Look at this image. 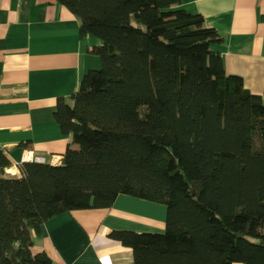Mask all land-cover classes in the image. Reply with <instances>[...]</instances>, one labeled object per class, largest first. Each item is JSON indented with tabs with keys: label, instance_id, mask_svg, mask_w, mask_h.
Masks as SVG:
<instances>
[{
	"label": "trees",
	"instance_id": "1",
	"mask_svg": "<svg viewBox=\"0 0 264 264\" xmlns=\"http://www.w3.org/2000/svg\"><path fill=\"white\" fill-rule=\"evenodd\" d=\"M101 67L54 119L62 162L0 149V264H54L33 251L48 220L109 209L119 195L166 209L162 233L112 231L132 264H264V102L226 75L221 40L180 0H54Z\"/></svg>",
	"mask_w": 264,
	"mask_h": 264
},
{
	"label": "crops",
	"instance_id": "2",
	"mask_svg": "<svg viewBox=\"0 0 264 264\" xmlns=\"http://www.w3.org/2000/svg\"><path fill=\"white\" fill-rule=\"evenodd\" d=\"M177 9L198 14L221 40L212 48L226 75L264 102V0H180ZM97 38L79 36V21L54 0H0V149L18 164L40 158L59 165L71 145L54 119L57 100H68L83 75L101 67L89 49ZM27 158V159H26ZM166 209L119 195L109 209L60 214L41 226L33 251L54 264H132V251L112 231L162 233Z\"/></svg>",
	"mask_w": 264,
	"mask_h": 264
},
{
	"label": "built area",
	"instance_id": "3",
	"mask_svg": "<svg viewBox=\"0 0 264 264\" xmlns=\"http://www.w3.org/2000/svg\"><path fill=\"white\" fill-rule=\"evenodd\" d=\"M29 162H35V163H44L45 161L40 158H29L27 159Z\"/></svg>",
	"mask_w": 264,
	"mask_h": 264
},
{
	"label": "bare ground",
	"instance_id": "4",
	"mask_svg": "<svg viewBox=\"0 0 264 264\" xmlns=\"http://www.w3.org/2000/svg\"><path fill=\"white\" fill-rule=\"evenodd\" d=\"M27 159V158H26ZM12 172L16 173V171L14 169H10Z\"/></svg>",
	"mask_w": 264,
	"mask_h": 264
},
{
	"label": "water",
	"instance_id": "5",
	"mask_svg": "<svg viewBox=\"0 0 264 264\" xmlns=\"http://www.w3.org/2000/svg\"><path fill=\"white\" fill-rule=\"evenodd\" d=\"M29 162V161H28Z\"/></svg>",
	"mask_w": 264,
	"mask_h": 264
}]
</instances>
